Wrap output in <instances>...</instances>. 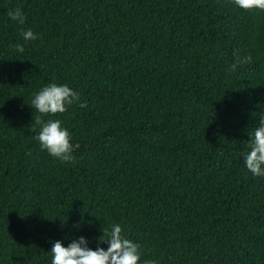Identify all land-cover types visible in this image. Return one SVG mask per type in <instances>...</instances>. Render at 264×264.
Listing matches in <instances>:
<instances>
[{"label": "trees", "instance_id": "trees-1", "mask_svg": "<svg viewBox=\"0 0 264 264\" xmlns=\"http://www.w3.org/2000/svg\"><path fill=\"white\" fill-rule=\"evenodd\" d=\"M53 81L85 103L36 112L27 102ZM261 110L264 9L0 0V264H50L55 239L94 248L113 222L140 259L264 264V176L242 156ZM34 116L69 129L72 161L39 147Z\"/></svg>", "mask_w": 264, "mask_h": 264}, {"label": "clouds", "instance_id": "clouds-1", "mask_svg": "<svg viewBox=\"0 0 264 264\" xmlns=\"http://www.w3.org/2000/svg\"><path fill=\"white\" fill-rule=\"evenodd\" d=\"M233 3L242 9H264V0H233ZM7 15L18 24L24 23V13L19 7L9 8ZM20 36L26 43L36 39L37 33L28 27L20 31ZM11 47L17 52H23L20 42ZM73 102H80L81 105L85 103L69 85L53 81L42 85L27 103L38 113H56L63 112ZM35 124L39 125L35 139L41 149L61 162L74 159L75 146L71 142V132L59 119L42 120L40 116H34L31 125ZM248 135L250 139L247 150L242 152L244 166L253 176H264V110L259 112L255 126L248 129ZM105 232L107 236L102 238L101 235L94 248L89 246V238L84 235L71 239L67 244L61 239L53 240L48 251L51 254L50 264H158L156 259H140L139 243L122 234L120 223L113 222L109 227L102 228V233ZM104 240L107 242L106 248L99 243Z\"/></svg>", "mask_w": 264, "mask_h": 264}]
</instances>
